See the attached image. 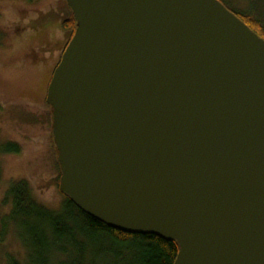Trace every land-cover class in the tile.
Returning <instances> with one entry per match:
<instances>
[{
	"label": "water",
	"instance_id": "95a60500",
	"mask_svg": "<svg viewBox=\"0 0 264 264\" xmlns=\"http://www.w3.org/2000/svg\"><path fill=\"white\" fill-rule=\"evenodd\" d=\"M48 86L59 189L174 264H264V38L220 0H68Z\"/></svg>",
	"mask_w": 264,
	"mask_h": 264
},
{
	"label": "rangeland",
	"instance_id": "374dc122",
	"mask_svg": "<svg viewBox=\"0 0 264 264\" xmlns=\"http://www.w3.org/2000/svg\"><path fill=\"white\" fill-rule=\"evenodd\" d=\"M220 1L264 26V0ZM71 14L68 0H0V144L20 147L0 154V223L11 212L6 197L18 181H26L36 200L53 210L65 200L56 185L61 169L46 95L69 39L63 20ZM10 256L20 264L27 259L14 228L0 241V264H10Z\"/></svg>",
	"mask_w": 264,
	"mask_h": 264
},
{
	"label": "trees",
	"instance_id": "16d2710c",
	"mask_svg": "<svg viewBox=\"0 0 264 264\" xmlns=\"http://www.w3.org/2000/svg\"><path fill=\"white\" fill-rule=\"evenodd\" d=\"M236 14L264 38L260 20ZM63 25L73 37V12L63 20ZM11 152H20L19 145L0 144V154ZM60 177L61 172L56 180L58 187ZM62 194L65 200L58 210H53L36 200L26 181L13 183L9 188L6 198L12 208L1 219L0 241L14 228L27 250L25 264H174L179 250L176 242L155 234L111 227ZM9 263L20 264L12 256Z\"/></svg>",
	"mask_w": 264,
	"mask_h": 264
},
{
	"label": "flooded vegetation",
	"instance_id": "af4514ba",
	"mask_svg": "<svg viewBox=\"0 0 264 264\" xmlns=\"http://www.w3.org/2000/svg\"><path fill=\"white\" fill-rule=\"evenodd\" d=\"M70 31H71V30H70ZM70 31H69V32H70ZM68 38H69V39H67V42L65 43L64 50H65V48H66L67 44L69 43V41H70V40H71V38H72V37H71V32L69 33V36H68ZM63 52H64V51H63ZM62 54H63V53H62ZM61 57H62V56H61ZM61 57H60V58H61ZM59 62H60V61H59ZM59 62H58V63H59ZM57 65H58V64H57ZM57 65H55V67H54V69H53V72H52L51 78H52V76H53V73H54V71H55V69H56ZM51 78H50V80H51ZM48 85H49V84H48ZM47 90H48V86H47Z\"/></svg>",
	"mask_w": 264,
	"mask_h": 264
}]
</instances>
